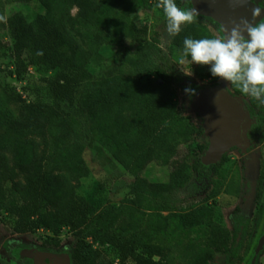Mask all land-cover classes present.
<instances>
[{
    "label": "trees",
    "instance_id": "trees-1",
    "mask_svg": "<svg viewBox=\"0 0 264 264\" xmlns=\"http://www.w3.org/2000/svg\"><path fill=\"white\" fill-rule=\"evenodd\" d=\"M16 1L36 2L44 13L30 19L15 12L7 23L0 22V45L6 24L13 39L14 73L24 71V55L33 66L53 72L44 86L23 87L33 94L31 100L16 86L0 82V214L4 211L14 217L16 233L41 229L51 233L42 245L44 251L38 250L24 264H42L52 253L67 254L71 264H114L94 247L97 242L110 246L119 264H171L165 257L166 243L203 228L204 211L192 207L163 212L169 210V196L202 165L190 164L189 156L170 157L174 137L189 129L172 92L182 77L159 46L155 25L132 20L136 9L151 0ZM175 2L191 9L188 0ZM0 15H4L1 8ZM187 36L212 38L193 21L174 36L173 46L183 50ZM139 38L151 41L141 45L131 76L117 71L115 65L102 64L103 46H122L127 39ZM41 51L43 55H37ZM101 64L102 76L90 92L81 95L91 78L89 69ZM149 72H156L158 79L142 81ZM75 121L86 140H96L135 177L132 204L100 206L78 194L76 182L88 169L82 157L84 146L73 139ZM190 132L201 133L203 128L193 127ZM155 159L170 165L169 183L152 184L142 177ZM144 206L154 211L142 210ZM64 229L78 236L70 251L61 248ZM86 230L91 242L81 236ZM203 235L196 249L188 245L185 256L191 264H202L213 254L212 246L220 247L224 243L219 241L228 239V232L214 222Z\"/></svg>",
    "mask_w": 264,
    "mask_h": 264
},
{
    "label": "rangeland",
    "instance_id": "rangeland-1",
    "mask_svg": "<svg viewBox=\"0 0 264 264\" xmlns=\"http://www.w3.org/2000/svg\"><path fill=\"white\" fill-rule=\"evenodd\" d=\"M125 1V0H117ZM264 4V0H259ZM158 2L151 0L147 6H140L132 16V20L142 25H155V30L160 35L159 46L167 52L174 64L175 71L182 77L180 84L173 89V99L176 107L185 124L186 131L184 134H178L174 137L171 159L183 158L189 156L188 161L193 164L202 154L197 151L198 145L206 143V138L198 135L197 132H190L193 127L201 125L197 109L193 106L192 97L186 93L185 89L204 88L211 84H223L225 87H232V83L219 78L213 77L210 71V65L192 64L191 57L184 58L183 50L175 48L172 44L174 36H169L167 32V17L162 12V8H157ZM181 8H187L184 4ZM0 8L4 15H7V21L15 12H22L28 18L32 19L37 14L44 13L40 4L36 2L22 4L16 0H0ZM75 12V11H74ZM194 21L203 25L211 34L212 38H220L224 35L222 26L216 21L207 19L198 15ZM189 23L182 25V28ZM2 44L0 45V82L11 84L17 87L19 91H24L23 87L34 90L44 86L47 78L53 75V72L39 69L30 64L27 55L23 56L25 69L21 75L15 74V60L13 55V39L11 37L8 24L1 31ZM151 38L127 39L122 46L105 45L100 49L103 65H115L117 71H121L127 76L132 75V62L138 57V51L141 45L150 42ZM183 59V63L181 60ZM101 64V65H102ZM93 66L89 69V80L82 88L83 91L90 92L94 87L93 82L102 75L101 69L104 66ZM149 78L158 79L156 72H149L142 81ZM32 94V93H31ZM26 99H34L33 94L24 91ZM83 97V96H82ZM85 97V96H84ZM239 99L245 104L252 115H250L247 125L245 126V135L247 139L248 154L243 158H238L226 164L223 171L224 178L220 180L222 187L215 195H210L206 190V184L203 180L192 175L190 181L182 188L175 190L168 200V209L163 214L167 215L171 211L183 212L201 203L206 204L203 215V221H216L229 228L232 227L233 221L245 226L241 243L235 246L236 252L231 254L229 264H241L243 262L244 251L249 243V233L254 227V218L256 216V202L247 200L246 196L250 191V185L246 175H248V164L251 165L257 161V170H261V162L264 161V105L257 100L253 102V97L241 91ZM73 139L84 146L82 157L87 166L88 173L76 182L77 192L79 195L86 197L90 201L105 205L132 204L131 199L134 195L131 193L135 177L125 169L112 154L100 145L96 140H86L82 136L81 124L75 121L73 123ZM170 165L165 164L162 160H153L142 172V177L152 184H167L170 182ZM10 185V184H9ZM247 186V190L242 188ZM218 190V187L215 190ZM209 204V206H208ZM236 207L242 211L235 212ZM142 210H150L142 208ZM156 211V210H155ZM14 217L6 212L0 214V264H24L27 258L34 256L38 250L44 251L43 243L51 235L47 230L41 229L37 232L16 233L13 230ZM204 230L200 229L199 232ZM197 230L189 233H181L176 239H170L165 245V257L171 264H184L185 253L188 250L190 241L195 238ZM81 236L92 241L89 236V230H86ZM78 239L77 234L64 229L61 237V248L70 251ZM94 247L100 248L112 259L114 264H119L116 259L114 250L106 245L102 246L98 242ZM128 264H132L131 262ZM264 264V250L261 253L258 263Z\"/></svg>",
    "mask_w": 264,
    "mask_h": 264
},
{
    "label": "clouds",
    "instance_id": "clouds-1",
    "mask_svg": "<svg viewBox=\"0 0 264 264\" xmlns=\"http://www.w3.org/2000/svg\"><path fill=\"white\" fill-rule=\"evenodd\" d=\"M157 8H163L167 17L169 36L178 35L182 25L192 23L199 15L196 9L181 8L175 0H160ZM262 7L251 9L252 19L241 18L233 27L222 29L220 38L183 40V57H191L192 64L210 65L213 77L222 78L230 83H238L240 90L264 105V19ZM0 22L7 23V15H0ZM43 55V52H37ZM183 59L181 63H183ZM186 93L195 95L191 87Z\"/></svg>",
    "mask_w": 264,
    "mask_h": 264
},
{
    "label": "water",
    "instance_id": "water-1",
    "mask_svg": "<svg viewBox=\"0 0 264 264\" xmlns=\"http://www.w3.org/2000/svg\"><path fill=\"white\" fill-rule=\"evenodd\" d=\"M259 2V0H188V5L191 9H196L200 16L209 17L219 23L223 29L230 30L241 18L251 20V9L261 7ZM263 18L264 11L256 22ZM192 103L204 119L206 134L211 138V145L203 159L205 164L217 162L231 147L245 143L242 130L250 115L239 99L234 97L224 85L200 89L194 95ZM263 248L264 236L260 238L249 264H255ZM42 264H71V258L67 254L52 253L43 259Z\"/></svg>",
    "mask_w": 264,
    "mask_h": 264
},
{
    "label": "flooded vegetation",
    "instance_id": "flooded-vegetation-1",
    "mask_svg": "<svg viewBox=\"0 0 264 264\" xmlns=\"http://www.w3.org/2000/svg\"><path fill=\"white\" fill-rule=\"evenodd\" d=\"M259 4L262 8H264V4L261 1L259 2ZM218 85H223V84L218 83V84H211L209 86H218ZM205 87H208V86H205ZM204 88L203 87L196 88V89L194 88L195 93H197L200 89H204ZM225 88L234 97L239 99V96L241 95V90H240V87L238 86V83H232V87L229 86V88L227 87ZM191 97L193 99L194 95H191ZM239 101L241 105L243 106V108L249 113V115H252V112L248 110L246 105L245 104L243 105L240 99ZM253 102L257 104L256 99H253ZM197 114L201 121V125L198 126V128L200 127L203 128V132L197 133V134L204 136L206 138V143H201L200 145H198L197 151L201 153L202 155L195 160L194 164L200 163L202 166L198 165V167L194 169L193 175H195L196 178L203 180V182H205L206 190L209 192L208 193L209 196H207L208 198L212 194L215 195L220 190V187H222L223 184L222 182H220V180L224 178L223 171L226 169L225 167L226 164L228 162L238 160V158H243L246 156V154H248L247 139L245 135V128H243L242 138L245 139V143L243 145L241 146L235 145L231 147L226 153H224L221 159L218 160L217 162L211 163V164H205L203 159L211 145V138L206 134V130L204 127V119L200 116L199 112ZM246 125H247V121H246ZM234 129H236V126H234ZM260 166H261L260 172L257 170V161L253 162L251 165L248 164V168H247L248 175H246V177L248 181L246 182H248L250 185L249 187L250 191L248 195L246 196L247 197L246 199L251 202L252 201L256 202V216L254 218V227L252 231H250L249 233V243L247 244V248L244 251L243 262L241 264H249V262L251 261L253 257V254L256 251L260 238L264 236V233H262L263 228H264V223H263L264 161L261 162ZM217 187H218V190L217 189L215 190V188ZM242 189L247 190V186L245 188L243 187ZM205 208H206V204H203V203L197 206H194V209L196 210L205 211ZM236 211H239L238 214L242 213L239 207H236L235 212ZM211 222L217 223L216 221L203 222L205 224L203 228H200V227L195 228V230H197V234L195 238L190 241L192 245L195 246V249L197 248V245L200 244L201 240L204 241L205 238H200L199 236L201 235L205 237V235L203 234L208 232ZM217 224L222 226L228 232V239L226 240V243L225 241L221 242L222 240H220L219 241L220 243H224L220 247L212 246L213 254L211 256H208L205 260H203L202 264H229L228 259L230 255L236 252V249H235L236 243L237 244L241 243L243 232L245 230V226L243 224L241 223L238 224L236 221H233L231 228L224 226L221 223H217ZM200 229L204 231L200 233L199 232ZM263 250L264 248L258 254L255 264L258 263V259L261 253L263 252ZM185 258L186 260L184 264H191L186 256Z\"/></svg>",
    "mask_w": 264,
    "mask_h": 264
},
{
    "label": "bare ground",
    "instance_id": "bare-ground-1",
    "mask_svg": "<svg viewBox=\"0 0 264 264\" xmlns=\"http://www.w3.org/2000/svg\"><path fill=\"white\" fill-rule=\"evenodd\" d=\"M237 118H238V117H236V120H237ZM235 122H237V121H235ZM235 124H236V123H235ZM234 126H235V125H234Z\"/></svg>",
    "mask_w": 264,
    "mask_h": 264
}]
</instances>
